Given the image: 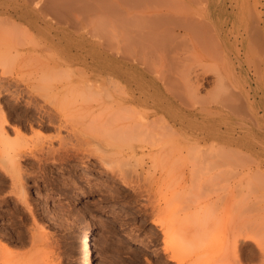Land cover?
I'll return each instance as SVG.
<instances>
[{"label":"bare ground","instance_id":"6f19581e","mask_svg":"<svg viewBox=\"0 0 264 264\" xmlns=\"http://www.w3.org/2000/svg\"><path fill=\"white\" fill-rule=\"evenodd\" d=\"M119 1L121 0H0V62H6L8 56H11L13 52L22 53L21 40L23 39H21V35L33 34L34 31L38 35H45L46 43H56L58 40L63 49L70 54L71 59L68 63L44 62L37 65L30 64L33 62L32 60L29 64L23 61L20 66L11 71V74L27 72L29 74L26 76L27 78L21 75L13 81L8 80L7 82L0 78V97L10 96L16 100L15 106L10 105L17 109L21 103L17 101L18 95L20 92H25L29 98H27V102L25 101L26 105L24 104L26 106L24 111L28 115L26 117L38 125L39 133L43 132L44 128L55 130L56 134L52 137V139L54 138L52 142L58 141L60 146L56 149L52 146L47 147L46 150L45 147L37 148L25 145L24 139H21L25 133L24 129L20 125L11 124V120L0 102V171L12 179L14 187L19 188L21 180L24 179H22L21 161L25 158L31 157L38 161L46 159L43 157L45 156L44 150H46L47 156H53L58 161L75 160L80 156L83 159L91 154L100 158L102 164L107 166L112 173L118 175L125 185H135L133 180H129L132 179V172L134 173V171H130L133 170L131 169L133 162L139 165L150 162L154 171L171 174L174 171L170 168L171 166L174 168V165L177 166L176 164L189 160L191 163V167L188 168L191 174L189 188L186 189L187 183L179 188V185L176 186V182L174 184L173 180H170L168 186L164 184L167 187L163 188L162 185L159 186L161 188L157 187L159 192H162L157 199L154 198L155 202L148 201L151 210L156 211L153 218L154 224L163 231L164 251L168 253V261L177 264H242L244 261H241L242 256L239 253L238 243L253 241L262 250L264 248L262 247L264 246V227L258 225L252 227L250 223L249 228L247 225L236 226L233 221L239 217L240 210L237 212L235 209L238 202L234 200V189L231 188L233 190L230 189L229 192H223V194H216L215 191L218 189L214 190L213 193L217 195L215 198L212 194H210L211 196L207 195L209 194L207 190V194H205L207 196H205L206 189L203 190V188L206 187H203L205 185L201 181H197L195 176L197 171L203 173L202 169L204 168L206 171L209 170V175H212L210 170L216 171L231 165L233 169L240 168L241 173L243 172L242 174H246L247 177L248 173H244V171H250L254 166L253 162H250L252 159L249 157L250 159L247 160L248 156L245 157L242 154L245 153L244 147L242 145L235 146L228 130H222L216 124L208 123L219 110L224 107L229 108L227 103L231 100L229 99L230 95L229 98L224 97V100L225 98L229 100L228 102L219 101V99L212 102L214 100L213 93L211 94L209 91L211 97L208 96L211 99L204 94V97H201L202 80L205 79V75L210 73L201 70L202 62L196 58V52L204 44L206 46L203 47L209 49V46L213 47V42L225 41L227 33L219 28L218 20L214 19L215 15L202 17L199 15H176L175 12H173L175 15L172 13L169 15L157 7H152V9H157L154 15H139L138 11L137 15L130 13V15H115L119 14L118 9L114 10L116 4L119 5ZM136 1L140 3L142 0ZM136 1L132 0V3L136 4ZM149 1L151 0H147L146 3H150ZM153 1L155 2V0ZM160 1L164 4L167 1L170 2L171 6L167 3L164 7L169 5L170 10L172 8L175 11H178L177 8L182 10L188 8L187 4L189 3L188 0L185 4L181 2L186 6L183 8L182 5L181 8L177 5L179 0H173L177 1V6L170 0ZM195 1L198 2V0ZM257 3L259 2L257 1ZM129 4L131 5L130 2ZM130 5L129 7H132ZM250 5L252 6V3ZM255 5L258 6V4ZM120 6H122V1ZM105 7L112 8L113 12L110 9V14L115 13L114 11L117 12L114 15H104V33L101 34L102 38L98 35L103 39V42L99 48H91L92 43L86 34L75 36L77 34L75 31L78 33L79 31L78 28L76 29L73 15L78 17L76 23L82 22L86 15L97 16L101 12L104 13ZM137 7H133V11L139 10L141 7L144 10L143 6ZM248 10L250 11V9ZM252 10L254 11V8ZM252 10L248 14L249 17ZM260 14L258 12V16ZM88 19L85 20V23ZM256 20L259 19L256 17ZM19 21L21 23L28 22L31 24V28L29 30L22 28ZM250 25L253 26L252 22ZM250 25L245 24L247 31L250 30ZM210 27L212 32L215 31L213 34L208 30ZM91 30H95L92 31L94 34H91L93 38L97 37V32L100 34L98 29ZM19 31H23V33ZM206 34H212L213 37L211 35L207 37ZM256 34L258 36L257 32L253 33L254 36L252 33L249 35L255 40V38L258 39L257 36L255 37ZM207 39L212 42H210L212 45ZM185 41L190 42L188 44L191 45H186L188 48L192 46L191 53L188 48L187 50L182 47V43ZM203 42L204 44H202ZM225 45L228 51L231 50L228 41H225ZM43 48L45 49L44 46ZM43 50L34 52L35 55H31V58L41 55ZM202 50L204 49L202 48ZM210 51H212L211 48ZM1 64L5 65V63ZM214 67L217 69L216 66ZM211 68H213L212 64ZM213 70L214 68L211 73L217 76L218 85L215 82L216 78L214 80L217 89L222 80L220 74H215L216 71L213 72ZM3 73L9 72L5 70ZM215 87H212L214 88L213 92L216 90ZM210 91L212 92V90ZM97 96L102 97L96 100ZM206 97L209 101L204 100ZM11 98L10 100H12ZM94 101L95 104H93ZM234 106L236 107V105H231L230 108L233 107L235 110ZM78 125L84 135L98 137L99 145L92 149L87 148L83 139L77 137L75 145L70 143L72 146H67L63 131L68 130L70 126L78 127ZM81 130H77L80 135L83 133ZM218 139L225 141L216 142ZM209 142L211 143L208 144ZM38 151H42L44 155ZM238 155L242 157L241 162L236 160ZM257 164L260 165V162ZM175 169L177 168L175 167ZM178 170L179 168L176 171ZM222 170L224 172V169ZM219 172L216 171L218 174ZM251 172L254 173V171ZM208 173L206 172V174ZM260 174L255 173L249 176L250 180H253L256 175L260 177ZM262 175L259 179L264 177ZM212 176L214 177V175ZM216 176L218 175L216 174ZM243 178L242 175L240 180ZM162 183H165V180H162ZM228 187L226 188L228 189ZM133 188L137 192L136 198H138L140 188L137 185ZM224 194L231 195L228 202H224L226 199ZM238 200L239 203L242 202V205L245 204L243 197ZM240 200L243 201L240 202ZM240 209L243 212L244 208ZM231 238V242L234 244H232V248L235 246L233 250L237 249V254L233 251L236 254L233 257L235 259L225 258L223 260L222 258L220 260L219 257L216 259V250L214 249L216 245L218 247L225 245L224 248H226ZM0 247L9 248L13 255L14 249L6 243L1 242ZM98 248L97 239L94 236L90 237L82 264H93L94 253ZM14 255L16 256V254ZM35 260H32L31 264H36ZM8 262L4 264H20L9 260ZM27 263L30 264V262Z\"/></svg>","mask_w":264,"mask_h":264},{"label":"rangeland","instance_id":"374dc122","mask_svg":"<svg viewBox=\"0 0 264 264\" xmlns=\"http://www.w3.org/2000/svg\"><path fill=\"white\" fill-rule=\"evenodd\" d=\"M121 1L122 6H120ZM121 1H119V5L116 4V8L113 6V8H115L114 10L118 9L119 14L116 13L117 11H114L116 14H110L112 8L107 9V6L105 7L104 13L101 12L97 14L98 17L96 15H86L85 19H82V22L76 23L78 17L77 15H73L76 29L78 28L77 30L79 31V33L75 31L77 33L75 36L78 37V35L86 34L92 43L91 48H99L103 42L101 34L104 33V15H137L138 12L139 15H154L157 9H152V7H157L162 10L163 13L167 12L168 14H173V12H175L176 15H199L202 17H206V15H215L214 19L218 20L219 28L225 30L227 33L225 41L229 42L231 50H227L224 40H213L215 41V43L213 42V47L209 46V49H205L206 47H203L205 45L204 41L202 43L204 44L202 45L204 50H202L200 46V49L196 52V58L198 61L201 60L200 62H202L200 67L201 70L210 73L205 75V79L202 80L201 97L210 95V92L211 94L213 93L212 96L214 100L212 102H214L215 99L216 101L219 99V101L228 102L229 100H227V98L224 100V97L229 98L230 95L231 98L229 99L231 100L229 103L232 104L227 103L229 108L224 107V109L219 110L208 123L216 124L222 130H228L235 146L242 145L244 147L245 153L242 154L245 157L248 156V158H246L247 160L251 158L253 161L251 160L250 162H253L254 165H252V170L244 171V173H252L251 175L255 173H257V175L260 173L263 174L264 0H198V2L195 0H192V2L188 0L190 4H187L188 8L186 9L184 8L186 6L183 4H185L187 0H179L178 4L176 3L177 1L174 2L175 0H170L175 6L179 5L182 8L183 5V10L185 11L179 8H177L178 11L172 10V8L170 10L171 5L168 1L165 4L160 0H155V2L151 0L152 2L149 1L150 3H146L147 0H142L140 3H137L135 0L136 4H133L132 0ZM156 1H158V3H156ZM162 1L164 2V0ZM257 1L261 4L257 3ZM129 2L131 3V5H129L132 7H129ZM142 2L143 4H141ZM181 2L184 3L182 4ZM167 3L170 6L164 7ZM251 3L252 6L250 5ZM255 4H258V6ZM135 6H143L145 11L142 10V7L139 8V10L133 11V7ZM254 6L256 8L258 7V11ZM172 7L174 6L172 5ZM252 8H254L255 13ZM130 9H132V11H129ZM248 9H250V11L252 10L250 17L248 16L250 13ZM258 12L261 13L260 16H258ZM86 17L90 18H87L89 21H86V23L88 22L87 25L85 23V20H87ZM256 17L259 20H256ZM251 22L253 26L250 25ZM18 23L26 30L31 28V24L28 22L21 23V21H19ZM247 23L250 25L249 31H247L245 27ZM90 29H98L100 34L97 32V37L93 38V30L90 31ZM208 30L211 31V27ZM19 32L23 33V31ZM214 32L215 31H211L212 34ZM248 32L249 34L252 33V36H254L253 33L255 34L257 32L258 36L256 34L255 37L257 36L258 39L254 37L255 40H253ZM212 34L210 35L212 36ZM22 35L21 39L26 41V43H24V41L21 40L23 54L13 52L11 56H8L9 58L7 57V61L5 59L8 64L6 62H0V78L5 82L8 80L13 81L21 75L27 78L26 76L29 75L27 72L23 74H11V71L20 66L23 61L29 64L32 60L33 62L30 64L36 65L44 62L68 63L71 61L70 54L63 49L62 44H59L58 40L56 43H46V39H44L46 36L44 35V37L41 34L38 35L36 31H34L33 34L28 33V35H26L28 37L25 39V34ZM98 35L101 36V38H99ZM206 35L207 37L210 36L209 34ZM188 43L190 42L185 41L182 43V47L187 49L188 46L191 45ZM191 47L192 46H190V48ZM190 48H188L189 52L193 49ZM210 48L212 51H210ZM41 49H44L41 55L39 54V56L31 58V55H35L34 52H38ZM189 52L188 54L191 53ZM1 63H5L7 69L4 68L5 65L3 66ZM204 64L205 66H203ZM211 64L214 68L213 72L216 71L214 72L215 74L219 73L222 80V83L219 84L217 89V86L215 87L217 76L211 73L213 69H210ZM213 65L216 66L217 69ZM5 70L9 73H3ZM212 87L216 89L214 92V88ZM210 90H212V92ZM205 91L209 92L206 93ZM218 96H220V98H218ZM9 97L10 96L0 97V102L11 120V124L20 125V127L24 129L25 133L21 138L24 139V144L37 148L45 147L46 150L51 146L54 149L58 148L59 142H52L54 140L52 137L56 134L55 130L44 128V131H40L39 133L38 125L29 121L28 117H26L28 115L24 111L26 109L25 101L29 99L26 93L20 92L18 95L19 99L17 101L21 102V106L19 105L17 109L16 107L14 108L16 100L11 97L12 100H10ZM101 97L102 96H97L95 99L99 100ZM208 97L203 99L209 101L211 95L209 99H207ZM95 103L94 101L93 104ZM10 104L14 106L12 105V107ZM231 105H236L237 108L234 106L235 110L233 107H231V109ZM79 127V125L78 127L70 126L68 130L63 131V135L67 140V146H72L70 143L75 145L77 143V137L78 139H83L82 141L87 148L92 149L99 145L100 141L98 137L84 135V132ZM77 130H81V133H83L80 135V133H77ZM224 141L225 140L218 139L216 142L222 143ZM210 143L211 142L208 144ZM81 145L83 144L81 143ZM46 150L43 151L45 154L43 157H46V159H42L43 161H38L31 157L21 161L22 179H24L21 180L22 183L19 185L20 187L18 186L19 188L14 187L12 185V179L8 178L0 171V243L4 242L14 249L13 255H11L12 253L9 248L5 249L0 247V264H4L8 262V260L20 264H25L27 262L31 264L34 259H36V264H82L89 238L92 236H94L99 243V248L94 253L93 264H177L168 261V253L164 251L165 242L163 231H161L159 226L154 224L153 218L155 216L154 212L156 213V211L151 210L152 208L148 205V201L152 200L155 202V199H157L162 192H159L157 187L161 185L163 188L167 187L170 180H173L174 184L176 182V186L178 187L179 185V188L187 183L186 189H188L191 183L190 169H188L191 167L189 160L186 161L187 164L186 162H181L176 164L177 166L174 165V168L170 165V168L174 169L171 174L154 171L150 162L144 165H139L137 163L136 165L135 162H133V166H131L133 170L130 171H134V173L132 172V179L129 180H133L135 185H125L120 177L114 172L112 173L107 166H104L100 158L96 157V155L90 154L91 156L87 155V158L85 157L83 159L80 158V156L75 160L73 159L74 161H68L67 159L58 161V159H54L53 156H47ZM38 152L42 153V151ZM236 157H238L236 160L239 162L242 161V157H239V155ZM259 162L260 165L257 164ZM182 165L183 167H181ZM135 167L137 168L135 169ZM175 167L177 169L179 168L180 171H176L177 169H175ZM255 167L258 169H254ZM225 168L222 169L227 173H224L221 168L220 172V169L216 170L219 174L214 170H210L212 171L210 173L214 175V177L209 175V170L206 171L205 168L202 169L204 170V174L202 171H197V175H195L196 180L201 181L205 185L203 187H206L203 188V190L206 189L205 193L203 192L204 195L207 194L206 191L208 190L207 192L209 194L207 195L212 194L215 198L217 196L215 193L223 194V192H229L230 189L233 188L234 190H231H233V194L235 195L234 200L238 202L235 209L237 212L240 210L238 212L239 217L237 220L233 221L235 225L239 227L241 225H247L248 228L250 224L252 227H255V225L264 227V177L259 179L262 174H260V177L256 175L254 176L256 179L254 180L253 178V182L249 177L251 175L249 174L248 176L247 174L246 177V174L244 175L242 174L243 172L241 173L240 168L235 167L233 169L231 165ZM251 171H254V173ZM206 172L208 174H206ZM216 174L218 176H216ZM241 174L244 178L240 180V178H242ZM203 175H207L208 177ZM167 176L169 177L167 178ZM162 180H165V183H162ZM247 180L248 182H246ZM136 185L140 188L139 192L141 194H139L138 198H136L138 194L133 188V186L136 187ZM226 187H228V189ZM217 189L218 191L213 193V191ZM222 189L224 190L222 191ZM223 196L226 198H222L223 200L225 199L224 202L231 199V195L224 194ZM239 196L241 199L243 197L246 204H244L245 206L241 204L243 200H240L241 203H239ZM145 204H147V206H145ZM240 208H244V215H242L243 212ZM231 241L232 238L228 242L226 248H224L225 245L222 246L218 244L221 247L216 245V248H214L216 250V259L217 257H219L218 259L220 260L222 258L223 260H225V258L233 259L234 255L236 256L237 249L233 250L235 246L232 248L233 243ZM240 242L238 243L240 249L239 253L242 256H240L241 261H244L242 264L245 262V264H264V261H262L264 260V248L260 250L253 241ZM241 244L243 245L241 246ZM14 254H16V256ZM22 255L24 256L22 257Z\"/></svg>","mask_w":264,"mask_h":264}]
</instances>
